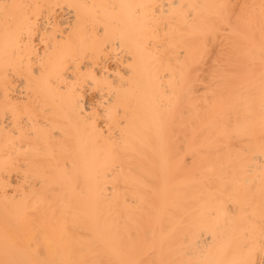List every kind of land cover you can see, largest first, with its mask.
<instances>
[{
  "label": "bare ground",
  "instance_id": "obj_1",
  "mask_svg": "<svg viewBox=\"0 0 264 264\" xmlns=\"http://www.w3.org/2000/svg\"><path fill=\"white\" fill-rule=\"evenodd\" d=\"M0 264H264V0H0Z\"/></svg>",
  "mask_w": 264,
  "mask_h": 264
}]
</instances>
